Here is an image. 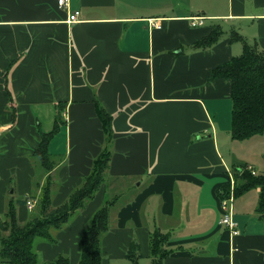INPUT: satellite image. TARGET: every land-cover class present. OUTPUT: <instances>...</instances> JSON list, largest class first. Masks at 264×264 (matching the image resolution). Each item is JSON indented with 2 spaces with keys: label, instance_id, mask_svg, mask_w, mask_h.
Here are the masks:
<instances>
[{
  "label": "crops",
  "instance_id": "crops-1",
  "mask_svg": "<svg viewBox=\"0 0 264 264\" xmlns=\"http://www.w3.org/2000/svg\"><path fill=\"white\" fill-rule=\"evenodd\" d=\"M58 1L0 0V215L13 201L26 223L31 209L17 202H36L47 179L52 205L63 204L106 148L105 183L53 231L55 243L37 244L42 261L65 254L78 264L83 229L115 200L101 237L103 264L130 261L133 244L138 264H151L155 231L168 236L163 264H264L258 188L253 201L232 206L239 234L220 222L219 190L237 158L231 82L211 79L243 52L234 31L264 50V0H199L176 11L173 0ZM194 17H204L203 25L191 26ZM220 22L231 32L223 28L217 42L195 48ZM95 101L113 116L109 144ZM60 103L65 124L49 144L55 165L46 172L33 154Z\"/></svg>",
  "mask_w": 264,
  "mask_h": 264
},
{
  "label": "trees",
  "instance_id": "trees-1",
  "mask_svg": "<svg viewBox=\"0 0 264 264\" xmlns=\"http://www.w3.org/2000/svg\"><path fill=\"white\" fill-rule=\"evenodd\" d=\"M223 32L218 24L203 40L195 44V48H207L217 42ZM231 39L243 42L241 55L233 57L229 62L212 70L211 79L222 77L231 82L232 122L231 137L242 140L264 132V50L258 48L255 42L240 36L234 31ZM97 114L102 123L104 143L112 142V114L95 101ZM65 104H58L54 128L46 133L39 129L40 142L34 151V158L49 172L54 167V161L49 153V144L65 124ZM15 113V112H14ZM111 152L103 149L93 160L92 168L82 184L75 189L67 200L57 206L52 205V189L50 179H47L41 192L36 197L31 209L29 220L21 224L17 218L16 202L11 201L6 213L0 215V263L4 264H70L69 258L59 255L50 261L40 262L36 251L39 239L55 243L53 231L65 226L74 215L91 201L101 185L105 183L106 171L109 167ZM234 196L242 195L252 189H259L257 213L264 214V173L256 172L247 164L237 163L233 168ZM230 182L220 190L221 199L230 196ZM25 198L17 203H25ZM115 200H107L92 215L91 220L80 236L79 264H103L101 237L109 230L111 208ZM167 234L155 231L151 235V264H163L169 252L165 245ZM137 244H133L126 257L133 264H138L139 255L135 254Z\"/></svg>",
  "mask_w": 264,
  "mask_h": 264
},
{
  "label": "rangeland",
  "instance_id": "rangeland-1",
  "mask_svg": "<svg viewBox=\"0 0 264 264\" xmlns=\"http://www.w3.org/2000/svg\"><path fill=\"white\" fill-rule=\"evenodd\" d=\"M187 2H189L190 5H197L195 4V2H201L199 0H173V6H174V10L176 11L177 9L179 10V6L181 5H186ZM210 4V3H209ZM221 25L222 29L224 28V30L229 29L228 32H231V29L229 26H227L226 24L220 22L218 23ZM240 48H241V44H237ZM230 108H228L227 110V114L231 115V112L229 110ZM231 116L229 118L228 121H230ZM233 140V139H232ZM225 147V146H224ZM232 151L235 153V158H237V162L239 164H250L251 166L254 167L256 172H260V173H264V132L260 133V134H255L251 137L242 139V140H233V144H232ZM249 165V166H250ZM251 191V190H250ZM250 191L239 195V196H234V200L232 202V206L234 208L236 202L238 200H243V198H250L251 201H253V192L251 191V193H249ZM115 197V195L113 196ZM112 197V198H113ZM33 204V207L35 205V202L30 200ZM32 207V208H33ZM54 207V206H53ZM236 209V207H235ZM75 216V215H74ZM74 219V217L71 219V221ZM44 241L43 239H39L36 242V248H37V244L40 241ZM65 255V254H62ZM69 258L70 264H71V257L68 255H65ZM39 261L40 262H45L42 261L39 257ZM73 262V260H72ZM140 264H148V261H139ZM73 264V263H72ZM79 264V263H78ZM123 264H133L131 261H128L127 259H124Z\"/></svg>",
  "mask_w": 264,
  "mask_h": 264
},
{
  "label": "built area",
  "instance_id": "built-area-1",
  "mask_svg": "<svg viewBox=\"0 0 264 264\" xmlns=\"http://www.w3.org/2000/svg\"><path fill=\"white\" fill-rule=\"evenodd\" d=\"M67 0H59L58 3L60 6L66 5ZM77 20V16L75 14H71L69 17V22H74ZM204 23V17H194L191 19V26H201ZM230 196L224 199H221V209H222V218L220 220L221 224L225 225L229 228L233 235L239 234V229L237 226V222L233 218L232 214V202L234 200V180L233 177L230 181ZM27 205L30 209H32L33 204L29 200Z\"/></svg>",
  "mask_w": 264,
  "mask_h": 264
}]
</instances>
